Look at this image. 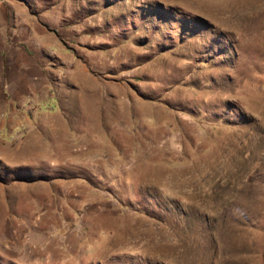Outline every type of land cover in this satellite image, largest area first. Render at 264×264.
Returning <instances> with one entry per match:
<instances>
[{
    "label": "rangeland",
    "instance_id": "374dc122",
    "mask_svg": "<svg viewBox=\"0 0 264 264\" xmlns=\"http://www.w3.org/2000/svg\"><path fill=\"white\" fill-rule=\"evenodd\" d=\"M0 30V264H264V0H0Z\"/></svg>",
    "mask_w": 264,
    "mask_h": 264
},
{
    "label": "crops",
    "instance_id": "0c3cea01",
    "mask_svg": "<svg viewBox=\"0 0 264 264\" xmlns=\"http://www.w3.org/2000/svg\"><path fill=\"white\" fill-rule=\"evenodd\" d=\"M19 31L16 30L13 32V35H8L6 31L0 30V52L1 53H5V52H9V47L11 46L12 48H18L21 47L23 42H25V40L19 37ZM7 82H5L4 84H6ZM6 92V91H5ZM3 93V95H7L8 98L6 99H12L13 94L10 93ZM7 100V101H8ZM6 106H8L9 108H6L5 111H7V109H9V114L11 116H16V115H22L20 109L16 106V104H14V102L12 101H8ZM17 123H14V125ZM14 125L12 127H14Z\"/></svg>",
    "mask_w": 264,
    "mask_h": 264
}]
</instances>
